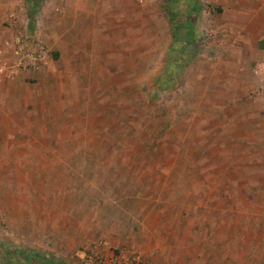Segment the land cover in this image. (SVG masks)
<instances>
[{
  "label": "rangeland",
  "instance_id": "1",
  "mask_svg": "<svg viewBox=\"0 0 264 264\" xmlns=\"http://www.w3.org/2000/svg\"><path fill=\"white\" fill-rule=\"evenodd\" d=\"M63 1L0 0L48 55L0 83V264H264V71L227 90L193 0Z\"/></svg>",
  "mask_w": 264,
  "mask_h": 264
},
{
  "label": "crops",
  "instance_id": "2",
  "mask_svg": "<svg viewBox=\"0 0 264 264\" xmlns=\"http://www.w3.org/2000/svg\"><path fill=\"white\" fill-rule=\"evenodd\" d=\"M80 1H63V11H67L68 7L73 8V5L78 9ZM193 1L192 12L187 17L189 24L186 35L189 34L190 37L185 39V43L197 47L196 44L208 37V33L214 39H221L224 53L215 60L222 68L230 66L223 72V75L227 74V84H223L224 87L246 94L253 91V81H259L261 77H253L252 74L256 73L258 67L264 68V0H206L208 21L199 12L203 0ZM103 2V9L111 10L113 2ZM66 18L69 17L63 16V19ZM204 26L207 27L205 31ZM249 79L253 81L250 82Z\"/></svg>",
  "mask_w": 264,
  "mask_h": 264
},
{
  "label": "built area",
  "instance_id": "3",
  "mask_svg": "<svg viewBox=\"0 0 264 264\" xmlns=\"http://www.w3.org/2000/svg\"><path fill=\"white\" fill-rule=\"evenodd\" d=\"M7 22V29L0 27V83L19 75L41 72L48 58L39 16L32 30L20 12L9 13ZM263 71V67H258L256 74L259 76Z\"/></svg>",
  "mask_w": 264,
  "mask_h": 264
},
{
  "label": "trees",
  "instance_id": "4",
  "mask_svg": "<svg viewBox=\"0 0 264 264\" xmlns=\"http://www.w3.org/2000/svg\"><path fill=\"white\" fill-rule=\"evenodd\" d=\"M40 261L44 262L45 264H61L59 262L54 261L53 259H51L49 257L43 256V255L40 256Z\"/></svg>",
  "mask_w": 264,
  "mask_h": 264
}]
</instances>
